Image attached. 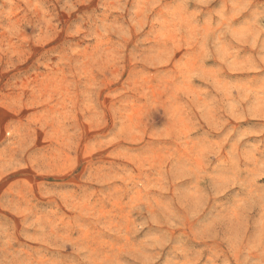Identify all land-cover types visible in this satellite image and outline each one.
Segmentation results:
<instances>
[{
  "label": "clouds",
  "instance_id": "clouds-1",
  "mask_svg": "<svg viewBox=\"0 0 264 264\" xmlns=\"http://www.w3.org/2000/svg\"><path fill=\"white\" fill-rule=\"evenodd\" d=\"M0 264H264V0H0Z\"/></svg>",
  "mask_w": 264,
  "mask_h": 264
}]
</instances>
